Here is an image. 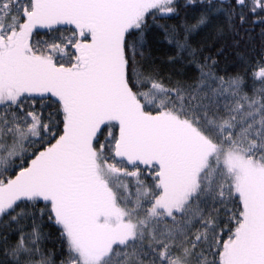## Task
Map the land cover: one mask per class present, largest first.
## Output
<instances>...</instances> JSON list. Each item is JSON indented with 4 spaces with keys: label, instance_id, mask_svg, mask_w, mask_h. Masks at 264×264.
I'll use <instances>...</instances> for the list:
<instances>
[{
    "label": "snow or ice",
    "instance_id": "6c2138e0",
    "mask_svg": "<svg viewBox=\"0 0 264 264\" xmlns=\"http://www.w3.org/2000/svg\"><path fill=\"white\" fill-rule=\"evenodd\" d=\"M0 264H264V0H0Z\"/></svg>",
    "mask_w": 264,
    "mask_h": 264
},
{
    "label": "trees",
    "instance_id": "16d2710c",
    "mask_svg": "<svg viewBox=\"0 0 264 264\" xmlns=\"http://www.w3.org/2000/svg\"><path fill=\"white\" fill-rule=\"evenodd\" d=\"M225 41H220L218 43H215V42H211L210 43H215V47L212 48V51H215V48H218L220 47V43H224ZM229 51L226 49V52ZM221 61H222V66H224V58L221 57ZM236 61H235V57L232 56L231 54L228 55V58H227V65H228V71H235L236 70Z\"/></svg>",
    "mask_w": 264,
    "mask_h": 264
}]
</instances>
